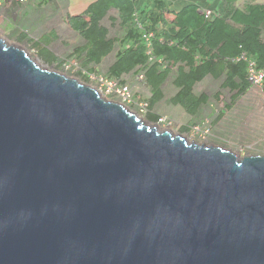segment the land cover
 Masks as SVG:
<instances>
[{"label": "water", "instance_id": "obj_1", "mask_svg": "<svg viewBox=\"0 0 264 264\" xmlns=\"http://www.w3.org/2000/svg\"><path fill=\"white\" fill-rule=\"evenodd\" d=\"M0 264H264V156L159 131L0 38Z\"/></svg>", "mask_w": 264, "mask_h": 264}, {"label": "trees", "instance_id": "obj_2", "mask_svg": "<svg viewBox=\"0 0 264 264\" xmlns=\"http://www.w3.org/2000/svg\"><path fill=\"white\" fill-rule=\"evenodd\" d=\"M142 3V0H93L81 14L69 16L68 20L72 30L84 40L72 51L82 67L99 64L116 43L120 45L107 74L119 78L142 70L150 88V96L142 98L148 109L162 98L161 85L171 73L177 88L171 103L195 115L208 97L204 93L195 95L193 86L205 76L221 79V88L230 92L231 106L251 86L248 63L252 61L256 70H264V4L238 6L233 0H220L215 15L207 19L202 8L194 3L178 10L169 9L164 0H154L150 7ZM111 9L118 13L119 28L123 30L120 39L109 37L108 29L101 23ZM23 33H19L21 38H25ZM52 36L55 34L50 32L33 39L32 45L55 60L45 47H40L48 45L54 39ZM89 72L94 69L90 67ZM262 90L264 93V77ZM146 117L151 122L159 119L150 111ZM221 117L219 112L214 123Z\"/></svg>", "mask_w": 264, "mask_h": 264}, {"label": "rangeland", "instance_id": "obj_3", "mask_svg": "<svg viewBox=\"0 0 264 264\" xmlns=\"http://www.w3.org/2000/svg\"><path fill=\"white\" fill-rule=\"evenodd\" d=\"M69 1L71 10H83L92 0ZM197 1L205 5L203 7L209 10L220 2V0ZM233 1L235 5L239 6L246 3L264 4V0ZM49 10V8H46L42 11V14L40 11L31 14L29 18L27 17L25 20H22V23L18 24V30H15L12 23L2 20V23L0 22V38L9 45H16L23 49L41 68L56 71L67 78L75 79L82 84L95 86L97 89L100 86L101 89L104 88V84H101V80L99 79L104 78L107 74V69L114 61L115 53L119 50L120 45L116 43L113 50L99 64H90L82 67L80 59L72 56V51L75 47L81 46L84 40L62 22L63 8L58 9L60 18L48 16L42 20L43 14ZM20 12L19 14H21ZM10 15L7 11L2 12L0 19L1 16L7 18ZM117 15V11L111 9L101 23L108 29L109 37L120 39L123 36V30L119 28ZM49 28H55L57 36L55 40L51 39L49 45L40 44V47H45L47 51L54 55L55 60H51L47 52L43 50L39 51L38 48L32 45L33 38H38ZM20 31L25 32L23 33L25 38H21L22 34H19ZM90 67L94 69V73H87ZM139 71L137 74L140 73ZM137 74H130L129 78L126 76L130 83L131 91L139 97H147L150 95V88L146 85L145 80L135 79L138 77ZM85 75L87 77H84ZM123 77L125 79V76ZM173 77L174 73H171L162 85L163 98L154 109L158 117L163 118L162 122L149 121L146 117L147 114L141 113L135 105L126 106L136 111L141 120L147 125L156 126L159 131L167 129L173 135L182 134L188 142L203 143L206 146H221L239 158L247 155L264 156V93L260 85L250 87L245 94L239 96L234 101L232 107L229 109V104L227 103L229 102L230 92L227 89L221 88V80H214L209 76L206 77L194 87V92L196 94L205 93L208 96V102L200 110L199 115L190 121L188 120L190 118L183 113L178 112L175 115L172 112L170 114V108H168L170 107V98L176 91V88L172 84ZM216 94H218V97L215 98ZM107 98L122 103L116 98L110 96H107ZM225 105H227V109ZM219 112H222L223 116L214 125L213 122ZM194 127H198L199 130H195ZM204 128L208 129L206 134L203 132Z\"/></svg>", "mask_w": 264, "mask_h": 264}, {"label": "crops", "instance_id": "obj_4", "mask_svg": "<svg viewBox=\"0 0 264 264\" xmlns=\"http://www.w3.org/2000/svg\"><path fill=\"white\" fill-rule=\"evenodd\" d=\"M93 1V0H92ZM92 1H90V2H92ZM154 0H142V6H151L150 4L153 2ZM89 2V3H90ZM164 2L166 3V5L169 7V9H173V10H178V9H180L183 5H185V4H187V3H194V4H197V5H199L201 8H205V7H203V6H205V5H203L202 3L200 4L197 0H187V1H185V0H164ZM203 2H206V0H204ZM88 3V4H89ZM88 4L84 7V9L88 6ZM218 4L219 3H217V6H215V7H212L211 8V10H213V11H215L216 9H217V7H218ZM70 1L69 0H41L40 2H38V3H32V2H27V3H23V4H21V3H12V5H8V6H3V7H1V11H0V14L2 13V12H9L11 15L9 16V17H7V18H4V17H2L1 16V19H0V22L2 21V20H4L5 22H9V23H12L13 24V26H14V28H15V30L17 29L18 30V24H20V22L22 23V20H25L27 17L29 18L30 17V15L31 14H33V13H36V11H40V13L42 14V11L44 10V9H46V8H49L50 10L48 11V12H46V13H44L43 14V18H42V20L43 19H46L48 16L49 17H54V16H57V17H59L60 18V14H59V12H58V9L59 8H63L64 9V11H63V13H62V22H64V24H66L68 27H69V29L71 30V31H73V32H75V33H77L76 31H74V30H72V28H71V26H70V24H69V16H77V15H79V14H81L82 12H83V10H71L70 9ZM239 6V5H238ZM243 6V5H242ZM74 9H75V7H74ZM53 12H52V11ZM19 11H21L20 13L21 14H19ZM168 17L170 18V17H172L170 14H168ZM2 23V22H1ZM21 32H23V31H20L19 33H21ZM50 32H53L54 34H55V37L57 36L56 34H57V32H56V29L55 28H49L48 30H46L41 36H39L38 38H41L43 35H45V34H49ZM25 33V32H24ZM78 34V33H77ZM53 37V36H52ZM55 37H53L54 39H52V40H55ZM38 38H33V39H38ZM49 45V44H48ZM137 72H133V71H131V72H129L128 74H123L122 76H120V78L121 79H123L124 81H128L127 80V78H126V76H128V78L130 77L129 75L130 74H132V75H134V74H136ZM170 75V74H169ZM123 76H125V79H124V77ZM211 77L210 75H207V76H205L201 81H199V82H197L194 86H193V90H192V92L195 94V95H199V94H196L195 92H194V87L198 84V83H200V82H202L206 77ZM135 77V76H134ZM168 78V77H167ZM212 78V77H211ZM131 79V78H130ZM136 79V78H135ZM213 79V78H212ZM215 80V79H214ZM216 80H221V79H216ZM166 81V80H165ZM164 81V82H165ZM129 82V81H128ZM164 82L162 83V85L164 84ZM222 82V81H221ZM172 84H173V79H172ZM162 85H161V87H162ZM173 86H174V84H173ZM175 87V86H174ZM176 88V87H175ZM250 89V88H249ZM176 91H177V88H176ZM176 91H175V93H176ZM174 93V94H175ZM163 94V93H162ZM173 94V95H174ZM201 94V93H200ZM205 94V93H204ZM172 95V96H173ZM206 95V94H205ZM217 95V96H216ZM215 95V98L216 97H218V94H216ZM150 96V95H149ZM149 96H147V97H149ZM171 96V97H172ZM207 96V95H206ZM135 97H136V99H137V101H142V98H146V97H139L138 95H135ZM208 97V96H207ZM162 98H163V96H162ZM162 98L159 100V101H157L153 106H152V108H150V109H148L150 112H152V113H154V114H156L155 112H154V109L156 108V106L158 105V103L162 100ZM171 99V98H170ZM229 99H230V97H229ZM207 102H208V98H207V101L204 103V104H202L199 108H198V110H197V112H196V114L195 115H189L188 113H186L179 105H174V104H172L171 103V101H170V107H168V108H170V114L173 112V114H175V115H177V113L178 112H180V113H183V114H185V116H187L188 118H190V119H188V120H190V121H192L194 118H196L198 115H199V112H200V110L207 104ZM147 103V102H146ZM227 104H229V109L232 107V105L230 106V101L227 103ZM148 106V105H147ZM225 108L227 109L228 107H227V105H225ZM149 111H148V113H149ZM157 115V114H156ZM158 116V115H157ZM222 116H223V113H222ZM222 118V117H221ZM220 118V119H221ZM219 119V120H220ZM218 120V121H219ZM218 121L216 122V123H218ZM214 123V122H213ZM216 123H214V125L216 124ZM184 126H187V125H184ZM211 129V128H210Z\"/></svg>", "mask_w": 264, "mask_h": 264}, {"label": "built area", "instance_id": "obj_5", "mask_svg": "<svg viewBox=\"0 0 264 264\" xmlns=\"http://www.w3.org/2000/svg\"><path fill=\"white\" fill-rule=\"evenodd\" d=\"M41 0H0V8L3 6H10L13 2L15 3H27V2H39ZM205 18L211 19L215 14L209 9H203ZM248 78L252 86H261L264 77V70H256L254 62H249L247 66ZM138 80L143 79V73L140 72L137 77ZM101 84H104V88L101 86L97 89L103 96H110L121 101L124 105H135L139 108L140 112L145 114L147 112V104L145 102L138 103L135 95L131 91V86L128 82H122L120 79L105 75L104 78H100ZM106 96V97H107ZM159 122L163 121V118L158 119ZM195 130H199L198 127H194ZM207 128H204L203 132L206 134Z\"/></svg>", "mask_w": 264, "mask_h": 264}, {"label": "clouds", "instance_id": "obj_6", "mask_svg": "<svg viewBox=\"0 0 264 264\" xmlns=\"http://www.w3.org/2000/svg\"><path fill=\"white\" fill-rule=\"evenodd\" d=\"M40 2V1H39ZM14 3V2H13ZM33 3V2H32ZM36 3H38V2H36ZM204 9H206V8H204ZM211 11H213V10H211ZM201 12L203 13V8L201 9ZM214 12V14H215V12L216 11H213ZM114 48V47H113ZM113 50V49H112ZM139 72H142V70H140ZM87 73H91V72H87ZM92 73H94V72H92ZM143 73V72H142ZM137 74V73H136ZM144 74V73H143ZM107 76H109L108 74H106ZM87 76V75H86ZM137 76H138V74H137ZM112 77V76H111ZM115 78V77H114ZM117 79H120L122 82H125L123 79H121L120 77L119 78H117ZM137 79V78H136ZM138 80V79H137ZM143 80H144V76H143ZM128 82V81H127ZM129 83V82H128ZM130 84V83H129ZM251 87V86H250ZM106 97V96H105ZM107 98V97H106ZM109 99V98H108ZM109 100H111V99H109ZM141 102H143V101H138V103H141ZM146 103V102H145ZM147 104V103H146ZM148 113V106H147V112L145 113V114H147ZM160 118V117H159Z\"/></svg>", "mask_w": 264, "mask_h": 264}]
</instances>
